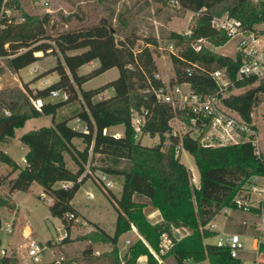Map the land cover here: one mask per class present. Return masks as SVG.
<instances>
[{"label": "trees", "instance_id": "obj_1", "mask_svg": "<svg viewBox=\"0 0 264 264\" xmlns=\"http://www.w3.org/2000/svg\"><path fill=\"white\" fill-rule=\"evenodd\" d=\"M157 1L163 6L191 11L196 16L190 35L176 31L169 33V43L178 49L177 54L171 53L173 76L170 83L188 82L192 90L200 94L215 91L216 82L211 75L214 70L227 67L230 75L234 76L239 64L231 56L205 46L199 51L193 49L192 41L201 37L207 38L213 46H222L231 38L224 31L211 26L212 17L228 13L239 19L245 29H252L255 24L264 22V0ZM4 9L20 10V4L18 0L5 4L0 0V57L4 62L0 63V76L7 69L18 72L36 62L40 59L36 55L39 51L60 54L62 57L53 66L59 78L52 84L36 90L27 83L23 87L0 88V143L14 137L16 128L22 127L28 119L53 115L52 125L41 126L21 135V143L28 148L24 167L0 148V167L6 164L11 168L7 174L0 172V185L8 187L6 197H0V206L13 210L11 194L27 192L37 182L51 198L50 213L59 217L66 229L67 236L61 243L73 240L88 242L80 257L65 256L62 263H51L138 264L140 258L145 256L148 264H156L155 254L162 252L159 246L162 233L173 226H184L190 233L175 241L168 251L178 263L183 264L188 259L195 262L208 259L210 264H245L240 258L233 257L227 247L218 246L215 242L205 243V236H211L205 231V226L224 206L230 204L248 177L264 171V163L256 158L248 142L210 147L185 135L183 147L193 155L199 171V186L191 183L190 170L176 152L175 145L179 139L174 138L170 145H164L165 134L171 131L170 119L175 115L184 118L185 115L155 98L153 89L161 86L163 81L156 77L159 68L149 45L155 47L158 41L149 39L147 45L140 48L136 39L118 40L115 29L107 19H102L99 24L61 32L51 39L45 27L48 15L40 18L23 12L22 20L16 21ZM94 60L99 61L97 67L87 73L80 72L82 66ZM113 67L119 71L116 78L99 87H83L85 82ZM108 88L114 89L113 95L94 100L95 96ZM261 88L248 89L244 94L227 99V103L248 117L256 93ZM53 89L67 90L69 99L56 103L46 101ZM38 98L43 100L40 109L32 102ZM79 98L83 104L74 115L86 124L88 132L69 125L68 119L55 120L61 106ZM133 110H148L144 132L151 136L159 134L160 142L143 145L141 140L135 139L130 120ZM119 124L124 125L123 135L105 132L106 128ZM75 138L85 143L83 149L73 142ZM66 154L76 165V170L67 166ZM90 154H99L104 161H108L102 167L104 172L123 178L121 195L107 196L117 213L115 229L111 234L91 221L92 231L71 238V228L80 217L72 200L90 177L85 173ZM123 161H126L124 166ZM16 171L17 175L12 177ZM59 182L70 185H57ZM135 194L150 199L151 204L160 211V222L148 219L144 204L134 200ZM66 214L74 217L67 218ZM134 226L141 237L128 247L123 261L119 257L118 241ZM1 229L0 215V234ZM98 241L109 244L110 250L95 255L93 243ZM47 243L50 244L49 241ZM0 264H19V261L15 254H3ZM258 264H264V248Z\"/></svg>", "mask_w": 264, "mask_h": 264}, {"label": "rangeland", "instance_id": "obj_2", "mask_svg": "<svg viewBox=\"0 0 264 264\" xmlns=\"http://www.w3.org/2000/svg\"><path fill=\"white\" fill-rule=\"evenodd\" d=\"M18 2L20 4V10H11L9 16L19 21L22 20L21 15L23 12L40 18L48 15L49 19L45 27L51 39L61 32L99 24L102 19H107L110 22L115 29L116 39L118 40L126 38L136 39L137 46L141 48L147 45L149 39H156L158 45L155 47L153 45L149 46L153 50L159 68L158 73L165 82H169L173 76L171 52L168 48L169 33L171 31L179 33L187 32L192 28L196 19V16L191 11L178 9L170 5L163 6V4L157 0H51V4L48 8L37 4L35 0H18ZM254 27L264 32V22L255 24ZM237 42L238 36H233L226 44L222 46L209 45V48L215 52L232 57L236 53ZM51 43L53 42L51 41ZM36 55L40 57L39 62H34L21 69L23 78L25 80H30L29 83L32 87L44 85L46 79L49 81L56 79L58 74L56 71H53V66L57 64L58 58H62L60 54L54 55L52 52L44 53L43 51H39ZM0 61L2 64L4 63L1 57ZM33 67L37 68L36 72L32 71ZM92 67V64L88 63V65H84L80 68V72L87 73ZM117 75L118 68L113 67L85 82L83 87L87 89L99 87L115 78ZM16 76V72L7 69L0 76V85L2 88L14 87L17 85L23 87L24 79L20 75L19 82ZM186 87L185 85L184 88ZM114 92L113 88H108L105 91L109 96L113 95ZM97 99H99V96L94 97V100ZM45 100L54 103L64 101L61 96L52 97L51 94L46 97ZM82 104L83 101L81 98L64 104L57 110L55 120L68 119L69 125L83 129L86 124L74 115L77 108ZM52 121L53 115L51 114L30 118L22 127L16 128L15 136L10 138L9 142H2L0 145L3 148H9L12 156L20 159L23 150L18 139L19 135L29 129H33L34 126L50 125ZM177 126L178 123L174 121V127ZM123 128V124L114 125L106 128L105 132L116 135L122 133ZM75 141L78 147L82 149L85 147V143L82 139L75 138ZM158 141L159 139L157 136L151 138L150 136L144 135L141 143L143 145H155ZM102 157L103 156L99 154H90L89 161L86 163V170L89 169L92 173L89 174L90 177L81 185L73 198L75 207L88 219L85 221V218H78L75 221V225L70 231V235L74 238L92 231L94 228L91 221L100 225L107 232L111 234L114 233L117 213L107 196H112V194L116 196L121 195V178L120 176L110 174V178L114 185L111 190L103 189L98 183L97 178L104 172L102 167H105L108 161H104L105 159H102ZM180 161L190 170L191 183L194 186L198 184L199 173L195 159L184 147H182L180 151ZM69 165L74 169L76 168V165L71 159H69ZM122 165H126V161H123ZM193 174L197 175L198 180H196ZM27 192L28 193L21 194L24 195L21 198L22 212L19 217V221L22 222V228H25L26 225L30 226L32 229L30 234L38 241L47 242L49 240L50 246L56 250L58 255L63 254L67 257H80L86 242L82 240H73L62 246L61 237L66 229L61 219L52 216L50 213L49 205L51 204V198L45 194L42 186L36 182L33 184L32 189ZM88 193H92L93 196L91 198L88 197ZM134 200L144 204L143 209L147 215L155 209L150 199L143 195L136 194ZM0 211L2 213L0 250L5 247L10 251L13 247L26 263L52 264L49 262L50 257L48 255H45L43 261L40 263L33 262V260L25 255L27 253L25 234L19 230L17 231L16 228L13 229V232L7 231L5 227L8 226L7 224L11 221L13 214L4 207H1ZM244 220H248V224L245 225ZM252 220L253 217L250 214L240 210H231L228 214L220 211L211 221L217 225L216 232L205 229L211 236H205L204 242H217L220 238L226 239L228 235L231 236L234 232L244 235L243 241L246 249L240 252V257L244 259L247 264H253L255 254L251 249L253 247V236L256 234V230L249 226V222L251 223ZM171 229L167 232H171ZM128 239L131 243L127 242ZM134 242L133 233H124L120 236L118 241L119 257L123 261L126 259L128 247ZM110 247L109 244L99 241L93 243L95 255L109 251ZM168 251L162 250L160 254H155L156 264H180ZM258 260H260V256ZM138 264L148 263L146 261L140 262L139 260ZM183 264L210 263L208 259L201 262L188 259L185 260Z\"/></svg>", "mask_w": 264, "mask_h": 264}, {"label": "built area", "instance_id": "obj_3", "mask_svg": "<svg viewBox=\"0 0 264 264\" xmlns=\"http://www.w3.org/2000/svg\"><path fill=\"white\" fill-rule=\"evenodd\" d=\"M7 1L10 0H3V4ZM35 1L46 8L51 4V0ZM4 11L9 15L11 9H4ZM211 26L218 31H224L230 37L238 36L236 53L232 56L238 61V67L235 69L234 76L230 75L227 67L214 70L211 75L216 82V89L208 94L194 92L188 82L171 84L170 81L162 80L163 84L153 89L158 102L168 103L185 115L184 118L175 115L170 119L171 131L165 134L164 145H170L174 138L179 139L175 146L176 152L180 154L183 147V136L185 135L191 136L201 144L210 147L248 142L252 145L256 158L264 163V32L255 27L245 29L239 19L230 16L228 13L213 16ZM182 34L190 35L191 29ZM209 45L212 44L205 37L192 41V47L196 51H199L203 46L209 48ZM168 48L171 53H178V49L173 43H169ZM32 71L36 72L37 68L33 67ZM190 73L191 71H189ZM156 77L161 78L159 73H156ZM185 85L186 88H184ZM259 86L262 88L256 93L248 117L227 103V99L244 94L248 89H255ZM0 88H2L1 85ZM50 94L52 97L61 96L63 100L70 97L65 89H53ZM98 96L101 99L107 95L101 93ZM32 102L38 109L43 104L41 98L34 99ZM147 113L148 110H133L131 113V126L136 140H142L144 135L153 138L149 133L144 132V125L148 119ZM174 121L178 123L177 127H174ZM83 130L88 132L87 127ZM154 136H157L158 142H160L159 134ZM85 173L91 174L92 172L88 169ZM82 177L83 175L79 180ZM97 181L103 189H110L114 185L110 174L106 172H102ZM69 185L70 183H65L63 186ZM195 186L199 185L195 184ZM92 196L91 193H88V197L91 198ZM231 210H240L253 217L249 226L256 230V234L253 236L251 251L255 254L253 264H258L259 256H261L264 248V171L248 177L230 204L224 206L220 211L228 214ZM66 217L73 218L74 216L66 214ZM244 224H248V220H244ZM7 227L5 229L12 232L11 225L9 224ZM205 228L216 232L217 225L210 221ZM189 233V229L184 226H173L171 232L162 233L159 246L162 250L168 251L173 247L175 241ZM66 236L67 233L64 232L61 240ZM243 237L245 236L234 232L231 236L228 235L226 239L220 238L216 244L227 247L233 257L240 258L247 264L240 257V252L246 249ZM26 247L27 256L35 263L42 262L45 255L50 257L49 262L62 263L65 259V255H58L50 244L38 241L32 236L28 237ZM1 252L5 254L4 250Z\"/></svg>", "mask_w": 264, "mask_h": 264}, {"label": "crops", "instance_id": "obj_4", "mask_svg": "<svg viewBox=\"0 0 264 264\" xmlns=\"http://www.w3.org/2000/svg\"><path fill=\"white\" fill-rule=\"evenodd\" d=\"M36 62H39V60H37ZM91 64H92V69L93 68H95V67H97L98 65H99V61L98 60H94V61H91L90 62ZM86 65H88V64H86ZM118 74H119V71H118ZM16 78H18V81L20 82V78H19V76L21 75L22 76V74H21V70H19L18 72H16ZM118 76V75H117ZM116 76V77H117ZM115 77V78H116ZM22 78H23V76H22ZM58 78H59V75L57 76V78L56 79H54V80H51V81H49V80H47L46 79V82L44 83V85H42V86H38V87H36V86H34V87H36L35 89H33L34 87H32V85H30V80H25L24 78V80H23V84H25V83H27L28 84V86L31 88V89H33V90H36V89H41V88H44V87H46V86H48V85H50V84H52L53 82H55V81H57L58 80ZM114 79V78H113ZM112 80V79H111ZM110 81V80H109ZM85 89H87V88H85ZM105 93V92H104ZM106 94V93H105ZM107 95V94H106ZM107 96H109V95H107ZM53 124V121H52V123L50 124V125H52ZM50 125H41V126H50ZM41 126H34V128L33 129H37V128H39V127H41ZM74 128H76L75 126H73ZM86 127V125L83 127V129ZM123 127H124V125H123ZM77 129H80L79 127H77ZM82 129V130H83ZM29 130H32V129H29ZM28 130V131H29ZM15 132H16V130H15ZM27 132V131H26ZM25 133V132H24ZM124 134V128H123V131H122V133H118V134H116V135H119V136H121V135H123ZM22 135V134H21ZM21 135H19V137H18V139H19V141H20V137H21ZM10 140V139H9ZM9 140H7V141H5V142H9ZM73 142L76 144V141H75V139H73ZM20 143H21V141H20ZM1 144V143H0ZM21 145H22V150H23V154H22V156H21V158L20 159H18V158H14L13 156H12V154H11V152H10V150H9V148H3V147H1V145H0V148L2 149V150H4L5 152H8V154H10L16 161H17V163L20 165V166H22V167H24L25 166V155H26V153H27V150H28V148L25 146V145H23L22 143H21ZM77 145V144H76ZM78 147V146H77ZM80 149H82L81 147H79ZM69 159H71L70 158V156L68 155V154H66L65 155V160H66V163H67V166L70 168V169H72V170H76V168L74 169L73 167H71L70 165H69ZM72 160V159H71ZM74 163V162H73ZM11 170V168H10V166H8V165H6V164H2L1 165V167H0V172L2 173V174H7L9 171ZM17 173H18V171H16V172H13V174H12V177H15L16 175H17ZM198 173H199V171H198ZM195 177H196V180H198L199 179V177H198V179H197V175H195V174H193ZM120 178H121V180H120V183H121V189H122V180H123V178H122V176H120ZM34 183H36V182H34ZM33 183V184H34ZM33 184L31 185V187H30V189H32V186H33ZM57 185H65V183H63V182H59V183H57ZM198 185H199V183H198ZM198 187V186H197ZM43 188V187H42ZM110 190H111V188H110ZM24 193H28V192H22V191H16V192H14V193H12L11 194V203L14 205V209H13V211L12 210H10V209H8L7 207H4V206H0V208L1 207H4V208H7L9 211H11L12 212V214H13V216H12V218H11V221H9L8 222V224L7 225H11V229H12V232H13V229H17V231L19 230V231H21L22 233H24L25 235V238H26V246H27V241H28V237L29 236H32V234H30L31 232H32V229L30 228V226H28V225H26L25 226V228H22V222L21 221H19V217H20V215H21V198H22V196H24V195H21V194H24ZM8 194V187L6 186V185H0V197H6V195ZM92 194V193H91ZM117 197H119V196H117ZM135 197H136V194L134 195V199H135ZM72 203H73V200H72ZM73 205L75 206V204L73 203ZM76 208V207H75ZM77 209V208H76ZM78 210V209H77ZM79 211V210H78ZM80 212V219H82V218H85V216H84V214H82V212L81 211H79ZM0 215H1V217H2V213H1V211H0ZM147 217H148V219L150 220V221H152V222H160L161 220H162V217H161V214H160V211L158 210V209H154L153 211H151L148 215H147ZM86 220H88L87 218H85V221ZM93 222V221H92ZM125 233H133V235H134V241H136L137 239H139L140 237H141V234L139 233V231H138V229L134 226V227H132V229L131 230H129V231H127V232H125ZM33 237V236H32ZM70 237L71 238H74L73 236H71L70 235ZM49 241V240H48ZM86 242V241H85ZM127 242L129 243H131V241L128 239L127 240ZM214 243V242H213ZM216 243V242H215ZM63 244H65V243H62V246H63ZM88 244V242H86V245ZM86 245H85V247H86ZM2 250H4L5 251V255H11V254H15L16 256H17V258H18V261H19V264H29V263H26V262H24L25 260L23 259V258H21L18 254H17V252L14 250V248L12 247L11 248V250L9 251L7 248H2L1 250H0V257L3 255L2 254ZM95 252V251H94ZM25 255H27V253L25 254ZM28 257V256H27ZM144 261H146L147 262V258L145 257V256H142L141 258H140V262H144Z\"/></svg>", "mask_w": 264, "mask_h": 264}]
</instances>
